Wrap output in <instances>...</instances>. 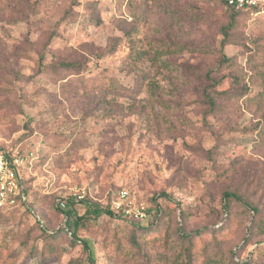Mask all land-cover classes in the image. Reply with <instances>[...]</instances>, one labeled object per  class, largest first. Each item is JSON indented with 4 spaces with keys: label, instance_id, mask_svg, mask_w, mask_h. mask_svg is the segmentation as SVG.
I'll use <instances>...</instances> for the list:
<instances>
[{
    "label": "rangeland",
    "instance_id": "1",
    "mask_svg": "<svg viewBox=\"0 0 264 264\" xmlns=\"http://www.w3.org/2000/svg\"><path fill=\"white\" fill-rule=\"evenodd\" d=\"M250 9L0 0V148L34 156L0 264H264V100L216 83L264 90V0ZM123 190L144 218L114 211Z\"/></svg>",
    "mask_w": 264,
    "mask_h": 264
},
{
    "label": "built area",
    "instance_id": "2",
    "mask_svg": "<svg viewBox=\"0 0 264 264\" xmlns=\"http://www.w3.org/2000/svg\"><path fill=\"white\" fill-rule=\"evenodd\" d=\"M225 5L240 10L255 6L256 0H225ZM33 157L32 152L20 154L0 148V213L26 206L27 195L21 183L20 171L32 164ZM128 196L124 190L118 193L112 201L114 211L133 219L144 218L146 213L143 206L133 208L132 203L128 201Z\"/></svg>",
    "mask_w": 264,
    "mask_h": 264
},
{
    "label": "trees",
    "instance_id": "3",
    "mask_svg": "<svg viewBox=\"0 0 264 264\" xmlns=\"http://www.w3.org/2000/svg\"><path fill=\"white\" fill-rule=\"evenodd\" d=\"M75 1H78V0H75ZM223 4L225 5V0H223ZM226 6V5H225ZM229 8L230 10L234 11V12H239V11H236V9L234 8H230V7H227ZM242 11H245V12H256V13H259V10H253V9H250L248 7H245L242 9ZM171 48H168V50H170ZM221 65L225 66V67H232L234 62L231 58H226L224 57L221 62H220ZM62 66H69V64H62ZM226 79H231L232 83L236 84L238 88H228V89H224V90H221L219 93H218V97H220V99H225V100H239V99H242L244 97H246V99H249V100H258V101H262L264 100V90L257 93L255 96L252 97H248L247 98V92H248V88L246 86H241L239 88V85H240V78L239 76H237V74H234V75H228L226 78H221L220 80L216 81V83H221L222 81L226 80ZM243 87V88H242ZM205 98L207 100V104L209 106V112L213 113V112H220L222 109H223V105L221 104H217V102L215 101V99L207 92H205ZM260 133L264 134V129H262L260 131ZM27 195V194H26ZM27 204V202H26ZM109 215H113L112 212H108ZM70 211H66V215L67 216H70ZM68 218V217H67ZM81 220V217H76L74 220H72L71 222L67 223V228L71 231V234L73 237L76 236V230L78 228V222ZM158 223L156 222V224L154 226H150L147 230H144L143 233L145 235H148V234H156L157 236L159 235V224L157 225ZM187 240V242L189 243V247H193V241L190 237L186 236L185 238ZM86 245H87V242L85 241L84 242ZM184 254H185V258L186 260H188L189 262L192 260V257H193V252H190V250H186L184 251ZM241 264H246V263H241Z\"/></svg>",
    "mask_w": 264,
    "mask_h": 264
}]
</instances>
